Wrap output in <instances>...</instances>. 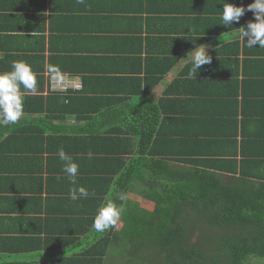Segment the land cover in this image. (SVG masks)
<instances>
[{
	"label": "crops",
	"instance_id": "crops-1",
	"mask_svg": "<svg viewBox=\"0 0 264 264\" xmlns=\"http://www.w3.org/2000/svg\"><path fill=\"white\" fill-rule=\"evenodd\" d=\"M223 2L0 0V72L25 61L37 76V91L24 92L23 116L0 126V264H86L97 236L87 226L95 211L84 201L103 202L106 183L96 180L89 189L77 177L90 195L72 201L57 153L79 154L91 133L120 130V111L131 105H156V151L169 154L165 159L176 155L194 168L240 176L249 160L264 155V48L233 36L253 12L221 24ZM227 2L247 8L254 0ZM198 45L207 46L212 61L190 74L187 54ZM65 76L84 88L61 91L55 80ZM136 77L150 93L137 94ZM108 138L91 140L114 154V187L124 161L127 186L142 185L134 181L136 140L120 146V138ZM134 189L126 207L143 202ZM104 255L102 264L120 258Z\"/></svg>",
	"mask_w": 264,
	"mask_h": 264
},
{
	"label": "trees",
	"instance_id": "trees-1",
	"mask_svg": "<svg viewBox=\"0 0 264 264\" xmlns=\"http://www.w3.org/2000/svg\"><path fill=\"white\" fill-rule=\"evenodd\" d=\"M136 79L137 94L151 92L143 78ZM109 109L104 115L106 120H111ZM156 109L154 104H137L121 110L126 120H120V130L93 132L87 137L88 148L79 143L77 151L81 154H69L79 165L78 177L88 181L89 189L96 180L106 183L104 196H109L103 202L90 203L91 197L81 201L91 206L95 214L108 200L122 208L118 223L104 233H97L92 227L95 214L88 219V230L95 231L97 243L95 250H89L86 264H102V256L110 251L120 257L114 264H251L259 258L264 261V155L249 160L247 165L252 167H244L240 176L227 175L224 169L194 168L189 164L191 160L177 159L176 155L165 159L169 154L156 151V141L161 136L157 128L161 129L159 120L162 122ZM93 137H118L120 146L134 138L139 149L134 181L143 184L127 186L128 165L121 158L122 173L114 187V154H103L99 141L91 140ZM89 151L92 159L87 158ZM248 171L254 176L246 175ZM132 188H137L134 193L143 202L133 201L126 207V200L116 197ZM196 230L200 233L194 239Z\"/></svg>",
	"mask_w": 264,
	"mask_h": 264
},
{
	"label": "clouds",
	"instance_id": "clouds-1",
	"mask_svg": "<svg viewBox=\"0 0 264 264\" xmlns=\"http://www.w3.org/2000/svg\"><path fill=\"white\" fill-rule=\"evenodd\" d=\"M79 2H83V0H79ZM223 5L221 24L225 26H231L234 22L239 23L246 11L253 12L254 20L238 28L239 31L234 32L233 36L239 40H246V46L249 48L257 47V45L264 48V0H254L253 3L247 5V8L228 3L227 0H224ZM187 57L191 58L190 74L198 72L203 65L210 64L212 61L206 45H198L187 54ZM64 80L67 88L61 91L83 88L82 80L78 78L74 80L65 76ZM36 91L37 76L27 62L12 61L11 71L0 72V126L16 124L24 114V92L34 94ZM57 154L63 162L62 171L72 185L69 190V198L72 201L88 198L89 190L84 186L77 185L79 165L63 148H60ZM87 158H93L91 151L87 153ZM116 198L124 201L126 194L119 193ZM121 212V207H118L113 200H108L97 211L92 225L93 229L97 233H104L114 227L121 218Z\"/></svg>",
	"mask_w": 264,
	"mask_h": 264
},
{
	"label": "built area",
	"instance_id": "built-area-1",
	"mask_svg": "<svg viewBox=\"0 0 264 264\" xmlns=\"http://www.w3.org/2000/svg\"><path fill=\"white\" fill-rule=\"evenodd\" d=\"M57 78L58 79L55 80V82L57 83V87H59L60 89L67 88V84H66V81L64 80V78H60V77H57Z\"/></svg>",
	"mask_w": 264,
	"mask_h": 264
},
{
	"label": "rangeland",
	"instance_id": "rangeland-1",
	"mask_svg": "<svg viewBox=\"0 0 264 264\" xmlns=\"http://www.w3.org/2000/svg\"><path fill=\"white\" fill-rule=\"evenodd\" d=\"M189 165V164H188ZM191 166V165H190ZM150 209V208H149ZM199 231L198 230H196V232L194 233L196 236L194 237V239H197L198 237H199ZM259 259H262V258H259ZM254 260V261H252V263L251 264H264V261H261V260Z\"/></svg>",
	"mask_w": 264,
	"mask_h": 264
}]
</instances>
